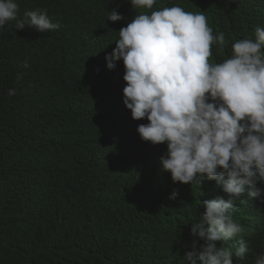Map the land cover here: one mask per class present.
<instances>
[{"label": "clouds", "instance_id": "1", "mask_svg": "<svg viewBox=\"0 0 264 264\" xmlns=\"http://www.w3.org/2000/svg\"><path fill=\"white\" fill-rule=\"evenodd\" d=\"M38 1L0 0V100L8 66L28 78L44 67L24 48L12 52L17 40H55L28 163L56 173L64 148L103 182L78 208L89 218L48 227L59 257L75 253L68 238L78 234L111 239L89 251L93 261L104 253L114 264H264L256 250L264 240V3L250 17L261 24L213 63L224 33L213 35L205 14L183 4L51 0L49 12ZM90 159L106 164L97 170ZM146 175L161 198L145 192L121 215L118 194Z\"/></svg>", "mask_w": 264, "mask_h": 264}, {"label": "trees", "instance_id": "2", "mask_svg": "<svg viewBox=\"0 0 264 264\" xmlns=\"http://www.w3.org/2000/svg\"><path fill=\"white\" fill-rule=\"evenodd\" d=\"M50 2L39 0L35 4L47 7ZM170 2L183 4L194 13L202 12L213 29V35L224 33L226 44L222 49L213 44L210 57L213 63H219L230 57L231 45L235 41L243 39L261 24L260 20H251L250 17L261 9L264 0H159L162 4ZM48 9L52 12L50 5ZM31 40L35 45L36 39ZM56 46L55 40L47 39L33 46L19 38L10 49L15 52L24 48L35 68L42 61L44 67L28 78V74L15 71L19 64L8 66L12 72L3 82L6 94L0 100V264H58V259L60 264H114L115 260L104 253L95 261L89 257L90 250L111 243L108 237L83 238L72 234L68 243L75 253L59 257L56 239H49L47 234L48 227L61 217L74 220L75 227L83 216L89 218L88 213L78 212V208L87 194L103 191V182L97 181V174L83 161H70L64 148L59 153L64 164L56 173L35 169L28 163L31 118L43 91L50 85L51 72L46 63H49L47 57L51 58ZM9 89H15L16 95H8ZM76 108L77 104L72 103L71 109ZM89 162H93L97 170L106 164L93 159ZM127 183L125 180V185ZM128 184L118 194L121 215L131 209L130 203L145 192L155 201L162 196L156 178L150 175ZM43 210L45 218L41 221ZM160 214L164 223V213L160 211ZM98 226L104 227L102 224ZM256 250H264V240L259 242Z\"/></svg>", "mask_w": 264, "mask_h": 264}, {"label": "bare ground", "instance_id": "3", "mask_svg": "<svg viewBox=\"0 0 264 264\" xmlns=\"http://www.w3.org/2000/svg\"><path fill=\"white\" fill-rule=\"evenodd\" d=\"M212 198H213V194H211Z\"/></svg>", "mask_w": 264, "mask_h": 264}]
</instances>
